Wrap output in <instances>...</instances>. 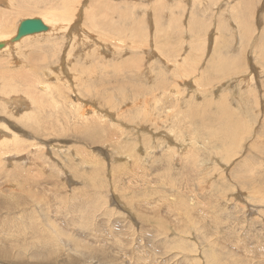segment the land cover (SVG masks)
I'll return each instance as SVG.
<instances>
[{"label": "rangeland", "instance_id": "1", "mask_svg": "<svg viewBox=\"0 0 264 264\" xmlns=\"http://www.w3.org/2000/svg\"><path fill=\"white\" fill-rule=\"evenodd\" d=\"M79 3L0 54V264H264V0Z\"/></svg>", "mask_w": 264, "mask_h": 264}, {"label": "bare ground", "instance_id": "2", "mask_svg": "<svg viewBox=\"0 0 264 264\" xmlns=\"http://www.w3.org/2000/svg\"><path fill=\"white\" fill-rule=\"evenodd\" d=\"M9 2L10 4L12 3V5L15 7V10H19V12L21 13V12H23V11H25V10H28V12L29 13H31L32 11L34 12V14L35 15H37L36 13H39V15L40 16H35V17H28V18H40V19H42L43 21H44V23L48 26V30L46 31V32H40V33H35V34H32V35H26V36H24V37H22L20 40H18V41H16V42H11V40H12V38L16 35V33H17V31H18V28H19V25L21 24V22L23 21V20H25V19H27V18H25V17H23V18H25V19H23V20H20V23L18 24V25H16V24H14L13 25V28H12V25H11V32L9 31L8 33H6V32H4L3 34H2V36H0V43L1 42H4L5 43V47L4 48H2V49H0V54H2V53H4L5 54V52H8L11 48H13V47H20L21 46V43L24 41V39L25 38H27V37H30V36H36L35 37V39H38V38H42V40H43V38H46V37H49V36H51V34H52V31H54V30H56V29H59V28H63L64 29V31H65V33L64 34H59V36L61 37H63V35H65L66 34V31L68 30V27L71 25V24H73L74 25V21H75V18H76V15H77V10H79V2H80V0H63L62 2H58V1H60V0H58V1H56V0H0V2L2 3V2ZM31 1L32 2H34V3H31ZM42 1H44V2H46V3H44L43 2V4L45 5V6H42V7H36L35 6V3L37 4V3H40L41 2V4H42ZM86 1V0H85ZM90 1V0H89ZM200 1V0H199ZM84 2V1H83ZM92 2V1H91ZM157 2V1H156ZM204 2V1H203ZM250 2V1H249ZM249 2L247 3V4H249ZM87 3V2H86ZM85 3V4H86ZM93 3H94V1H93ZM245 3V2H244ZM42 4V5H43ZM101 4V3H100ZM107 4V3H106ZM156 4V3H155ZM252 4V3H251ZM159 5V7H160V4H158ZM8 5H6V7H7ZM39 6V5H38ZM90 6L91 7H94V6H92L91 4H90ZM101 6V5H100ZM157 6V5H156ZM156 6H154V8L155 9H157L156 8ZM248 6H250V5H248ZM0 7H2V6H0ZM5 7V8H6ZM110 7V6H109ZM158 7V6H157ZM251 7V6H250ZM9 8H10V5H9ZM13 8V7H12ZM99 8V7H98ZM94 9H96V8H94ZM100 9V8H99ZM114 9H115V6H112L111 7V10H112V13H115L114 12ZM203 9V8H202ZM201 9V10H202ZM4 10V9H3ZM2 10V11H3ZM11 10V9H10ZM97 10V9H96ZM161 10V9H160ZM6 12H8V10H5ZM14 11V10H13ZM82 11V10H81ZM95 11V10H94ZM104 11V10H103ZM157 11V10H156ZM16 12V11H15ZM18 12V13H19ZM27 12V11H26ZM32 12V13H33ZM107 12V11H106ZM157 12H159V9H158V11ZM202 12V11H201ZM1 13V12H0ZM10 13H13L14 14V12H10ZM18 13H16V14H18ZM19 13V14H20ZM83 13V12H82ZM104 13V12H103ZM110 13V12H109ZM156 13V12H155ZM4 14H5V12H4ZM4 14H2V15H4ZM8 14V13H7ZM12 14V16H18V15H13ZM22 14V13H21ZM20 14V15H21ZM80 14V13H79ZM100 13H99V10H98V12H91V10H90V8L88 7L86 10H85V21H87V24H90V22H88V20L89 21H91V28L92 29H95V30H98L100 33H102V35H105L104 37L106 38V40H108L109 41V45H111V46H113V50H114V48L116 49V48H119V47H121V45H122V43H121V40L123 39L122 37L124 36V35H126L125 33H127L128 32V29H130L131 28V30H133V28L132 27H130V26H127L126 24L124 25V23H120V24H117L116 23V20H115V17L116 18H120V19H123V20H128V13H125V12H121L119 15H117V16H114L113 17V20H112V24H109L108 22V20H104L102 17H100V18H98V15H99ZM2 15L0 16L1 18H2ZM10 16H11V14H9ZM23 15H25V13H23ZM94 15H96V16H94ZM193 15H195V14H193ZM243 15V14H242ZM7 16V15H6ZM6 16H4L5 18H7ZM25 16H27V15H25ZM106 16V15H105ZM239 16H241V15H239ZM238 16V17H239ZM12 18V17H11ZM81 18V17H80ZM86 18H87V20H86ZM197 18H199V17H197ZM241 18V17H240ZM4 19V18H3ZM16 19H18V18H15V20ZM77 19V18H76ZM8 20L10 21V19L8 18ZM7 20V21H8ZM199 20H200V18H199ZM80 21V20H79ZM172 21V20H171ZM193 21V20H192ZM13 22V21H12ZM14 22H16V21H14ZM180 23H181V21H179ZM6 23L7 22H2V20H0V32H3V31H5L6 30V28H7V25H6ZM137 23H139V22H137ZM189 23V22H188ZM141 25H142V23H140ZM139 24V25H140ZM9 25V24H8ZM79 25V24H78ZM76 26L77 25H75V27H71V28H76ZM82 26V25H81ZM89 26V25H88ZM137 26H138V24H137ZM130 27V28H129ZM142 27V26H141ZM90 28V27H89ZM135 28V27H134ZM139 28V27H138ZM159 28V27H158ZM246 28H247V26H246ZM249 28V27H248ZM248 28H247V30H248ZM10 29V28H9ZM83 29H84V27H83ZM185 29V28H184ZM200 29V28H199ZM211 30V29H210ZM8 31V30H7ZM70 31H72V30H70ZM73 31H74V29H73ZM137 31V30H136ZM135 31V32H136ZM138 31H140V30H138ZM164 31V30H163ZM215 31V30H214ZM57 32H59V31H57ZM84 32H85V30H84ZM88 32V31H87ZM142 32V31H141ZM5 33H6V35H5ZM69 33V32H68ZM82 33V32H81ZM86 33V32H85ZM94 33V32H93ZM143 34H144V32H142ZM159 33V32H158ZM90 34V33H89ZM92 34V33H91ZM1 35V34H0ZM53 35H54V33H53ZM74 35V34H73ZM79 35V34H78ZM94 35H95V33H94ZM102 35H101V37H102ZM139 35H140V33H139ZM138 35V33H137V36H139ZM83 36V35H82ZM143 36V35H142ZM212 36V35H211ZM140 37V36H139ZM158 37V36H157ZM67 38V37H66ZM74 38V37H73ZM81 38V37H80ZM126 38V37H125ZM124 38V39H125ZM129 38L130 37H128V40H129ZM151 38V37H150ZM163 38V37H162ZM68 39H70V38H68ZM123 39V40H124ZM149 39V38H148ZM147 39V40H148ZM153 39V38H152ZM85 40V39H84ZM103 40V39H102ZM156 40V39H155ZM158 40V39H157ZM167 40V39H166ZM43 41H47V38L45 39V40H43ZM80 41V40H79ZM100 41V40H99ZM112 41H115L114 43H112ZM161 40H159V42H160ZM204 41V40H203ZM254 41V40H253ZM42 42V41H41ZM89 42V41H88ZM98 41H96V43H97ZM124 42V41H123ZM150 42H152V41H150ZM157 42V41H156ZM162 42V41H161ZM211 42V41H210ZM255 42V41H254ZM36 43H37V41H36ZM45 43V42H44ZM47 43V42H46ZM45 43V44H46ZM68 43V42H67ZM100 43H103L102 41L100 42ZM106 43V42H105ZM125 43H127V41H125ZM169 43V42H168ZM171 43V42H170ZM213 43V42H212ZM76 44V43H75ZM104 44V43H103ZM162 44V43H161ZM79 45V44H78ZM104 45H106V44H104ZM103 45V46H104ZM157 45V44H156ZM164 45V44H163ZM166 45V44H165ZM47 46V45H46ZM76 46V45H75ZM169 46V45H168ZM178 46V45H177ZM36 47V46H35ZM37 48V47H36ZM35 48V49H36ZM90 48V47H89ZM21 49V48H20ZM91 49V48H90ZM112 49V48H111ZM15 50V49H14ZM112 50V51H113ZM128 50V49H127ZM11 51V50H10ZM16 51V50H15ZM162 51V50H161ZM163 51H165V50H163ZM172 51V50H171ZM175 51V50H174ZM18 52H19V50H18ZM169 52V51H168ZM9 53V52H8ZM11 53H12V51H11ZM17 53V52H16ZM33 53V52H32ZM74 53V52H73ZM29 55V54H28ZM32 55V54H31ZM40 55V54H39ZM46 55V54H45ZM67 55V54H66ZM170 55V54H169ZM34 56V55H33ZM63 56V55H62ZM61 56V57H62ZM65 56V55H64ZM32 57V56H31ZM35 57V56H34ZM9 60V59H8ZM35 60V59H34ZM223 60V59H222ZM188 61V60H187ZM27 62V61H26ZM32 62V61H31ZM174 62V61H173ZM11 63V62H10ZM19 64V63H18ZM11 67H12V65H11ZM21 67H23V66H21ZM24 67H25V69H26V66L24 65ZM17 68V67H16ZM19 68V67H18ZM49 68V67H48ZM68 68V67H67ZM176 68V67H175ZM32 70V69H31ZM43 73V72H42ZM15 74H18V77H19V79L22 81V83H20V84H22V85H19L20 87H22L23 85L25 86V88L27 87V89H28V91H29V93L30 92H34L35 91V88L33 87V85L34 84H31V82L32 81H34L33 79H34V77H33V79H32V81L29 79L30 78V76L31 75H29V74H26V73H24V72H20V73H15ZM4 75V74H3ZM34 75V74H33ZM32 75V76H33ZM0 76H1V74H0ZM35 76V75H34ZM68 76V75H67ZM42 78V77H41ZM250 78V77H249ZM39 79H40V77H39ZM38 79V80H39ZM0 80H1V83H0V86H1V84H2V92L4 91V93L5 92H7L8 90H9V92H10V90L11 89H13L14 87H11V86H13V82H12V80L13 79H8L7 77H3L2 79L0 78ZM18 83V82H17ZM33 83V82H32ZM16 85V84H15ZM17 86V85H16ZM19 86H17L15 89L17 90V88H20ZM23 86V87H24ZM39 86V85H38ZM43 86V85H42ZM44 87V86H43ZM43 87H42V89H43ZM47 86H45L44 88H46ZM14 89V90H15ZM60 89H62V88H60ZM65 90V89H64ZM18 91V90H17ZM37 91V90H36ZM60 91V90H59ZM37 93V92H36ZM6 94V93H5ZM35 94V93H34ZM14 95V94H13ZM36 95V94H35ZM66 95V94H65ZM7 96H8V94H7ZM12 96V95H11ZM24 97V96H23ZM60 97H61V95H60ZM51 98V97H50ZM53 98V97H52ZM62 98V97H61ZM0 99H2V96L0 97ZM11 99V98H10ZM14 99V98H13ZM19 99V98H18ZM21 99H22V97L20 98V101H21ZM64 100V99H63ZM13 101V100H12ZM52 101V100H51ZM8 102H10V101H8ZM18 103H19V101H17ZM26 102V101H25ZM54 102V101H53ZM13 103V102H12ZM15 103V102H14ZM17 103V104H18ZM43 103V102H42ZM20 104V103H19ZM76 105H78V104H76ZM4 105H2V107H3ZM20 106V105H19ZM23 106V105H22ZM5 107V106H4ZM3 107V108H4ZM21 107V106H20ZM52 108H54V107H52ZM23 109V108H22ZM25 109H26V107H25ZM29 109V108H28ZM28 109H27V111H28ZM201 110H202V108H201ZM224 110V109H223ZM10 112V111H9ZM22 112V111H21ZM24 112V111H23ZM30 112V111H29ZM46 112V111H45ZM31 113V112H30ZM47 113V112H46ZM20 114V113H19ZM22 114V113H21ZM28 114L29 113H26V112H24L22 115L25 117V116H28ZM31 115H33V114H31ZM31 115H30V117H31ZM48 115V114H47ZM197 115V114H196ZM195 115V116H196ZM202 115V114H201ZM206 115V114H205ZM204 117V116H203ZM32 118V120L34 119V116H32L31 117ZM36 118H37V116H36ZM40 118V117H39ZM15 119V118H14ZM24 119V118H23ZM28 119V118H27ZM195 119V118H194ZM12 120V119H11ZM201 120H202V118H201ZM200 120V121H201ZM36 121V120H35ZM58 121H59V119H58ZM69 121V120H68ZM30 122V121H29ZM32 123V122H31ZM42 123V122H41ZM58 123V122H57ZM43 124V123H42ZM45 125V124H44ZM95 125V124H94ZM21 126H23V125H21ZM55 126V125H54ZM2 127V126H1ZM17 127V126H16ZM38 128H39V126H38ZM7 129V128H6ZM220 129V128H219ZM8 130V129H7ZM9 131V130H8ZM40 131V130H39ZM46 131V130H45ZM225 131V130H224ZM15 132V131H14ZM222 132H223V130H222ZM11 133V132H10ZM7 135V134H6ZM104 135V134H103ZM108 135V134H107ZM23 136V135H22ZM220 136H222V135H220ZM19 137V136H18ZM224 137V136H223ZM222 137V138H223ZM14 138V137H13ZM6 139V138H5ZM216 139H217V136H216ZM219 139V138H218ZM217 139V140H218ZM18 140V139H17ZM213 141V140H212ZM21 144V143H20ZM223 144V143H222ZM233 145V144H232ZM5 146V145H4ZM26 147V146H25ZM31 147V146H30ZM234 147H235V145H234ZM35 148V147H34ZM42 148V147H41ZM54 148V147H53ZM209 148V147H208ZM228 148V147H227ZM18 150H20V149H18ZM69 150V149H68ZM216 150V149H215ZM15 151V150H14ZM23 151V150H22ZM2 152V151H1ZM13 152V151H12ZM54 152V151H53ZM63 152V151H62ZM24 153V152H23ZM225 153V152H224ZM228 153V152H227ZM12 154V153H11ZM132 154V153H131ZM3 155V154H2ZM66 155V154H65ZM234 155V154H233ZM23 156V155H22ZM232 156V155H231ZM3 157V156H2ZM9 157V156H8ZM73 157V156H72ZM16 158V157H15ZM18 158V157H17ZM235 158V157H234ZM19 161V160H18ZM40 161V160H39ZM11 162V161H10ZM9 162V163H10ZM31 162V161H30ZM3 163V162H2ZM217 163V162H216ZM15 164V163H14ZM18 164V163H17ZM45 164V163H44ZM26 165H27V163H26ZM64 165V164H63ZM231 165V164H230ZM253 165V164H252ZM251 165V166H252ZM195 168V167H194ZM245 168V167H244ZM242 170V169H241ZM6 171V170H5ZM237 173V172H236ZM7 176V175H6ZM242 177V176H241ZM254 181V180H253ZM236 182V181H235ZM256 184V183H255ZM243 186V185H242ZM257 186V185H256ZM255 192V191H254ZM259 193V192H258ZM262 194V193H261ZM260 194V195H261ZM185 207V206H184ZM30 208H31V206H30ZM128 209V208H127ZM17 211V210H16ZM24 211V210H23ZM29 211V210H28ZM128 216V215H127ZM3 222V221H2ZM6 226V225H5ZM45 229V228H44ZM52 230V229H51ZM6 231V230H5ZM4 231V232H5ZM12 232V231H11ZM52 242V241H51ZM210 252V251H209ZM188 253V252H187ZM189 255V254H188Z\"/></svg>", "mask_w": 264, "mask_h": 264}, {"label": "water", "instance_id": "3", "mask_svg": "<svg viewBox=\"0 0 264 264\" xmlns=\"http://www.w3.org/2000/svg\"><path fill=\"white\" fill-rule=\"evenodd\" d=\"M48 26L40 18H27L19 25L16 35L12 38L11 42H16L26 35H32L35 33L46 32ZM5 47V43H0V49Z\"/></svg>", "mask_w": 264, "mask_h": 264}]
</instances>
